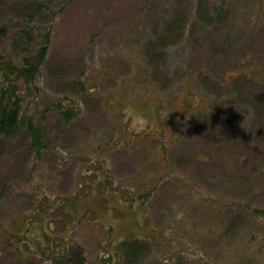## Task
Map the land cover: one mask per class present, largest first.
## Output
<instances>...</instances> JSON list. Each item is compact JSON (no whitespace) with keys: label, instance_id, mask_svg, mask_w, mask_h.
<instances>
[{"label":"rangeland","instance_id":"1","mask_svg":"<svg viewBox=\"0 0 264 264\" xmlns=\"http://www.w3.org/2000/svg\"><path fill=\"white\" fill-rule=\"evenodd\" d=\"M218 1L77 0L59 15L38 79L41 96L80 101L88 93L49 88L56 84L49 67L69 78L83 68L102 107L81 102L85 110L65 133V147L46 151L31 180L23 181L29 143L22 135L9 143L0 189L17 188L0 206V264H67L76 248L85 262L111 253L116 260L117 243L132 237L148 243L138 264H264V114L250 123L229 113L208 122V114L192 120L182 104L190 89L184 77L202 68L239 75L245 89L252 76L264 90V3L233 0L232 22L200 28L195 43L169 48L171 74L182 81L174 104L176 87L151 82L144 68L153 24L190 19L197 3ZM0 50L13 53L1 38ZM28 104L35 112L45 101ZM179 110L187 118L180 125L171 114ZM53 112L43 119L49 132ZM158 125L164 133L155 132ZM36 190L45 196L40 215Z\"/></svg>","mask_w":264,"mask_h":264},{"label":"trees","instance_id":"2","mask_svg":"<svg viewBox=\"0 0 264 264\" xmlns=\"http://www.w3.org/2000/svg\"><path fill=\"white\" fill-rule=\"evenodd\" d=\"M76 1L0 0V38L6 40L9 51L13 52L0 50V170L11 155H8L9 143L13 138L22 135L21 141L29 143L24 164L30 172L25 171V174L28 178H32L36 163L41 161L46 151L49 149L54 151V148H58L57 153H59L60 149L65 147L64 141L66 140L63 139L65 133L72 122L85 110L81 102L86 106H95L94 108L102 107L100 96L94 94L92 89H88L91 74L83 75V68L76 69L78 77L69 78L70 75L62 72L56 65L49 67V73L56 82V84L50 83L49 88L57 93L65 89L82 95L88 93L87 96L80 98V101L65 94L60 101L51 103L50 97L47 96L45 99L41 96L43 91H40L41 88L38 85V79L49 58L56 21L59 15ZM260 1L264 3V0ZM235 13L236 5L233 0H219L217 3L208 4L197 3L193 7V15L190 19L169 16L152 25V36L144 43V68L151 82L159 80L163 87L171 85L176 87V90H171L169 97L172 104L178 98L175 94L181 90L182 81L177 82L176 79L180 77L171 74L168 62L169 48L180 41L189 43L194 40L195 43L196 30L201 31L200 28L206 29L210 25L218 27L222 23L232 22ZM188 74V77L184 79L188 80L190 89L186 90L182 104L188 111V116H192V120L204 118L208 114L206 116L209 122L218 119L222 113L233 114L230 116L245 120L246 123L262 118L264 90L259 91L254 87L258 83L254 77L248 76L253 84L245 89L238 83L239 75L229 79L225 73H215L206 68L194 74ZM37 97H41L45 105L32 112L28 103ZM52 107L55 110L52 116L56 117V120L55 122L50 120L51 123L47 127L49 132L43 119L48 117V112ZM171 114L179 119L176 122L179 125L186 122L187 118L180 113V110ZM157 127L159 129L155 131L156 133H164L159 125ZM189 129H193V124L189 125L185 131L189 132ZM95 149L100 150L101 147L96 146ZM17 152L15 149V153ZM215 156L214 154L206 157L213 159ZM31 178L26 179L24 175L23 181L31 180ZM16 188L17 186H12V184L1 186L0 206L10 201V197L16 193ZM151 192L152 190L147 194ZM31 194L34 195L35 209L38 214H42L40 209L45 203V196L41 190H36ZM141 197L144 198V196ZM25 234L19 235V238H24ZM12 235L18 238L16 234ZM117 245L119 249L114 251L116 260L113 259L111 253L102 256L101 261L96 264H138L145 254L148 243L145 238L132 237L120 240ZM85 255L82 249L76 248L75 254L71 255L72 258L70 257L71 262L67 264L78 262H80L78 264H95L87 259L85 262Z\"/></svg>","mask_w":264,"mask_h":264}]
</instances>
